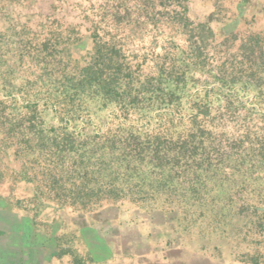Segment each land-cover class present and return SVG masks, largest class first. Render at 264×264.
Instances as JSON below:
<instances>
[{
  "label": "rangeland",
  "instance_id": "1",
  "mask_svg": "<svg viewBox=\"0 0 264 264\" xmlns=\"http://www.w3.org/2000/svg\"><path fill=\"white\" fill-rule=\"evenodd\" d=\"M107 250L264 264V0H0V264Z\"/></svg>",
  "mask_w": 264,
  "mask_h": 264
},
{
  "label": "crops",
  "instance_id": "2",
  "mask_svg": "<svg viewBox=\"0 0 264 264\" xmlns=\"http://www.w3.org/2000/svg\"><path fill=\"white\" fill-rule=\"evenodd\" d=\"M107 257H111V264H125V258L130 257L129 254L124 253L122 255H117L114 252H111L110 250H107ZM138 258H145L144 256H141V254L138 256ZM99 264V263H98ZM136 264H139L138 262Z\"/></svg>",
  "mask_w": 264,
  "mask_h": 264
},
{
  "label": "water",
  "instance_id": "3",
  "mask_svg": "<svg viewBox=\"0 0 264 264\" xmlns=\"http://www.w3.org/2000/svg\"><path fill=\"white\" fill-rule=\"evenodd\" d=\"M81 227L83 228H90V224H88L87 222L86 223H82L81 224ZM200 260L204 263V264H221V262H218V263H215V262H211L210 260H208L207 258H202V257H199Z\"/></svg>",
  "mask_w": 264,
  "mask_h": 264
},
{
  "label": "trees",
  "instance_id": "4",
  "mask_svg": "<svg viewBox=\"0 0 264 264\" xmlns=\"http://www.w3.org/2000/svg\"><path fill=\"white\" fill-rule=\"evenodd\" d=\"M44 248H46V247H44Z\"/></svg>",
  "mask_w": 264,
  "mask_h": 264
}]
</instances>
